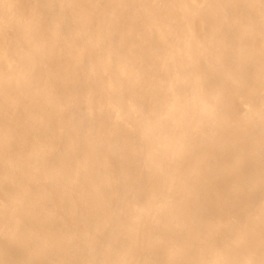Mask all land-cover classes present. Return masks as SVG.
I'll use <instances>...</instances> for the list:
<instances>
[{"label":"bare ground","instance_id":"6f19581e","mask_svg":"<svg viewBox=\"0 0 264 264\" xmlns=\"http://www.w3.org/2000/svg\"><path fill=\"white\" fill-rule=\"evenodd\" d=\"M0 264H264V0H0Z\"/></svg>","mask_w":264,"mask_h":264}]
</instances>
